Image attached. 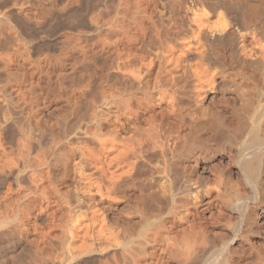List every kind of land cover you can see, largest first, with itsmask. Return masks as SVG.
I'll list each match as a JSON object with an SVG mask.
<instances>
[{
    "label": "bare ground",
    "instance_id": "1",
    "mask_svg": "<svg viewBox=\"0 0 264 264\" xmlns=\"http://www.w3.org/2000/svg\"><path fill=\"white\" fill-rule=\"evenodd\" d=\"M108 1L0 0V264H264V18Z\"/></svg>",
    "mask_w": 264,
    "mask_h": 264
},
{
    "label": "rangeland",
    "instance_id": "2",
    "mask_svg": "<svg viewBox=\"0 0 264 264\" xmlns=\"http://www.w3.org/2000/svg\"><path fill=\"white\" fill-rule=\"evenodd\" d=\"M90 0H84V2H83V5H86V7L87 8H85L83 5L79 8L80 10H76L75 12H73L72 14H73V16L75 17H73V16H71V14L70 15H68V17H66L65 19H63L64 18V16H62V17H60L59 19H54L53 21H51L50 23H47V24H45V25H43L40 29H39V31L37 32V31H35V30H31V28H29V26H26V24H24V26L25 27H28L29 29H27L26 30V28H25V30H26V33H27V36H29V37H32V38H36L38 41H39V39L41 40V38L43 37L44 38V36L46 37V41H44V39H43V41L41 40V41H39V42H42V44L41 45H39V50L40 51H42V50H44V51H46L47 49H48V45H43V44H48L49 42H50V40H52V39H54V37L55 36H57L59 33H61V31L63 30H66L67 29V26L68 27H70V25H71V22L73 21V19L76 21V20H81L82 18H83V16H85V15H87V14H90L92 11L94 12V9H95V5H93V4H95L96 3V0H92V1H90ZM114 1H116V0H112V1H108V4H110L109 6H111L112 4L114 5L115 4V2ZM133 0H130V2H132ZM153 1V0H152ZM155 1V0H154ZM158 1H164V0H158ZM166 2H168V3H166V4H168V5H173L174 4V6L175 7H172V9L174 10L173 12H175L174 14H176V15H178V16H176L177 18H181L182 17V13H184V10H183V8H180V9H178V3L180 2H184L185 0H165ZM164 1V2H165ZM173 1L176 3V5H175V3H173ZM220 1V0H219ZM224 3H228V2H234V7H236V9L238 8V10L236 11V13H237V15L240 17V15L241 14H243L242 16H245V17H243L244 19H241L242 17H240V20L241 21H245V23L244 24H246V22H248V21H250V22H248V24H250L251 22H256V20H258V21H261V20H259V19H262V18H264V0H229V1H227V0H222ZM221 1V2H222ZM94 2V3H93ZM172 2V3H171ZM237 2V3H236ZM242 2V3H241ZM94 6V8H93V6ZM238 6V7H237ZM83 7L85 8V9H83ZM88 7H89V9H88ZM242 7V8H241ZM253 7H254V9H253ZM257 9H256V8ZM28 8H30V7H28ZM27 8V9H28ZM91 8H93V9H91ZM91 9V10H90ZM176 9V10H175ZM235 9V8H234ZM240 9V10H239ZM181 10V11H180ZM0 11H3V8L0 6ZM92 12V13H93ZM179 14H178V13ZM262 12V14L261 15H259L260 13ZM85 13V14H84ZM239 13V14H238ZM252 13V14H251ZM245 14V15H244ZM256 14V15H255ZM80 15V16H79ZM251 15V16H250ZM78 16L80 17V19L78 18ZM82 16V17H81ZM184 16V15H183ZM260 17V18H258V17ZM263 16V17H262ZM73 17V18H72ZM216 18H218L217 16H215V17H212V21L214 20L215 21V24L217 23L216 21H218L219 22V19H216ZM256 18H258V19H256ZM249 19V20H248ZM64 20V21H63ZM182 20H183V17H182ZM248 20V21H247ZM58 23H56V22ZM60 21H62V22H60ZM69 21V22H68ZM55 22V23H54ZM214 23V22H213ZM66 24H67V26H66ZM62 27H61V26ZM66 27V28H65ZM65 28V29H64ZM62 31V32H63ZM37 32V33H36ZM39 33V34H38ZM41 34V35H40ZM55 35V36H54ZM39 36H42V37H39ZM48 38H50L49 40H48ZM250 38L249 37H247V39H246V42L247 41H250L249 40ZM40 44V43H39ZM57 44V45H56ZM55 44V46L57 47V48H59V50H62V48L60 47V44L59 43H56ZM59 44V45H58ZM43 49H42V48ZM96 50L97 49H95V52H96ZM93 52H94V50H93ZM229 53V52H228ZM95 56H96V54H94ZM74 74H71V73H68V79H66L67 81H69L70 82V79H71V77L73 76ZM66 81V82H67ZM67 84H68V82H67Z\"/></svg>",
    "mask_w": 264,
    "mask_h": 264
}]
</instances>
